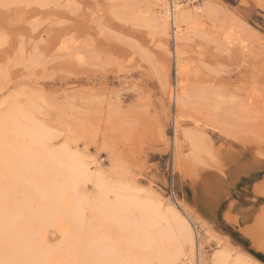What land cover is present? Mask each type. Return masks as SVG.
<instances>
[{
    "label": "rangeland",
    "instance_id": "rangeland-1",
    "mask_svg": "<svg viewBox=\"0 0 264 264\" xmlns=\"http://www.w3.org/2000/svg\"><path fill=\"white\" fill-rule=\"evenodd\" d=\"M11 1L0 0V114L11 102L33 103L53 145L68 143L92 173L187 209L210 237L208 253L220 244L264 264L252 239L264 221V165L254 166L264 159V0L183 6L200 12L209 3L216 11L203 14L200 32L221 34L185 44L196 50L185 58L197 72L184 111L174 100L172 28L164 40L145 25L159 0ZM129 2L135 14L123 8Z\"/></svg>",
    "mask_w": 264,
    "mask_h": 264
},
{
    "label": "bare ground",
    "instance_id": "bare-ground-1",
    "mask_svg": "<svg viewBox=\"0 0 264 264\" xmlns=\"http://www.w3.org/2000/svg\"><path fill=\"white\" fill-rule=\"evenodd\" d=\"M192 1L159 0L158 11L145 23L164 40L172 28L177 87L180 82L174 100L180 111L192 98L187 86L197 72L185 58L196 50H187L185 44L195 38L213 43L221 36L202 35L201 17L213 16L216 9L209 3L200 12L183 7ZM129 3L123 8L135 14L137 9ZM162 70L169 88L168 68ZM35 112L31 102L25 107L11 102L0 114V264H263L220 244L208 253L203 243L210 237L202 226V234L194 226L196 219L187 209L180 210L157 194H144L143 188L112 184L101 173H92L91 163L68 143L53 145L56 134L37 121ZM181 118L176 119L177 126ZM175 132L179 147L180 133ZM194 137L188 139L196 151ZM258 155L254 166L264 165L263 153ZM89 183L97 188L95 195H89ZM263 222L258 224L264 229ZM263 229L261 238L252 239L264 253ZM56 240L59 243H53Z\"/></svg>",
    "mask_w": 264,
    "mask_h": 264
},
{
    "label": "trees",
    "instance_id": "trees-1",
    "mask_svg": "<svg viewBox=\"0 0 264 264\" xmlns=\"http://www.w3.org/2000/svg\"><path fill=\"white\" fill-rule=\"evenodd\" d=\"M261 260H263L262 258H260Z\"/></svg>",
    "mask_w": 264,
    "mask_h": 264
}]
</instances>
